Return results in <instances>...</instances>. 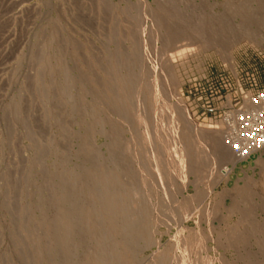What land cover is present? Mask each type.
I'll use <instances>...</instances> for the list:
<instances>
[{
    "label": "rangeland",
    "instance_id": "rangeland-1",
    "mask_svg": "<svg viewBox=\"0 0 264 264\" xmlns=\"http://www.w3.org/2000/svg\"><path fill=\"white\" fill-rule=\"evenodd\" d=\"M204 77L264 86V0H0V264H264V152L191 117Z\"/></svg>",
    "mask_w": 264,
    "mask_h": 264
},
{
    "label": "built area",
    "instance_id": "built-area-1",
    "mask_svg": "<svg viewBox=\"0 0 264 264\" xmlns=\"http://www.w3.org/2000/svg\"><path fill=\"white\" fill-rule=\"evenodd\" d=\"M214 83L204 77L185 89L191 117L218 122L222 143L237 161L264 152V86L237 84L227 95Z\"/></svg>",
    "mask_w": 264,
    "mask_h": 264
},
{
    "label": "bare ground",
    "instance_id": "bare-ground-1",
    "mask_svg": "<svg viewBox=\"0 0 264 264\" xmlns=\"http://www.w3.org/2000/svg\"><path fill=\"white\" fill-rule=\"evenodd\" d=\"M106 9V8H105ZM170 37V36H169ZM198 37V36H197ZM168 38V37H167ZM178 39V38H177ZM166 41V40H165ZM169 43V41H168ZM130 79V78H129ZM108 86V85H106ZM109 90V89H108ZM111 91V90H110ZM113 91V90H112ZM112 91L110 93H112ZM105 92V91H104ZM106 96V95H105ZM117 96V95H116ZM100 97V96H99ZM107 97V96H106ZM105 97V98H106ZM112 101V100H111ZM114 101V100H113ZM112 101V102H113ZM132 105V104H131ZM115 106V105H114ZM109 110V109H108ZM182 116V115H181ZM187 119V118H186ZM183 120H184V117H183ZM132 126V125H131ZM114 132V131H113ZM116 134V133H115ZM207 135H210V132L207 133ZM206 136V135H205ZM219 136H220V131H219ZM209 138V137H208ZM212 140V139H211ZM218 140V139H217ZM217 146V145H216ZM213 147V146H212ZM222 147V146H221ZM224 148V147H223ZM222 149V148H221ZM219 151V150H218ZM216 151V152H218ZM91 152V151H90ZM225 152H226V148H225ZM213 156V155H212ZM221 156V155H219ZM222 157V156H221ZM234 158V157H232ZM217 160V159H216ZM236 160V159H235ZM227 161V160H226ZM165 168V167H164ZM97 170V169H96ZM226 172V171H225ZM99 175V173H97ZM106 175V174H105ZM164 175V174H163ZM119 183V182H118ZM66 185V184H65ZM103 185V184H102ZM73 187V186H72ZM108 187V186H107ZM109 189V188H108ZM109 191L111 192V190L109 189ZM107 190L104 189V191L100 194V193H97L94 189H92V195L94 196L95 200L97 201L98 205L100 206V208L102 209L103 213L110 219L111 222H113V215L114 213L117 211L120 212V209H118L117 207V204L114 203L113 201L109 200L108 198H106L105 194H106ZM92 197V196H91ZM62 199H64V196L62 195L61 196ZM88 198V197H87ZM130 198V197H128ZM120 199V198H119ZM118 199V200H119ZM126 199V198H125ZM127 200V199H126ZM120 201V200H119ZM125 201V200H124ZM125 203V202H124ZM127 203V202H126ZM137 208V207H136ZM69 213L71 214H75L76 212V208L74 206L70 207L68 209ZM139 213V212H138ZM141 216V215H140ZM118 223V222H117ZM87 225V224H86ZM101 227V225H99ZM65 228V227H64ZM69 230V229H68ZM102 231V230H101ZM100 234V233H99ZM105 234V233H104ZM58 235V234H56ZM71 235V234H70ZM68 237V236H67ZM66 237V238H67ZM47 238V237H46ZM68 239V238H67ZM111 239V238H110ZM64 241V235L61 236V242ZM123 243V242H122ZM125 246V244H123Z\"/></svg>",
    "mask_w": 264,
    "mask_h": 264
}]
</instances>
